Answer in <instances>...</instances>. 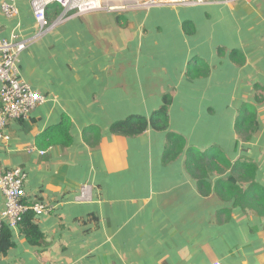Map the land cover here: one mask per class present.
Instances as JSON below:
<instances>
[{"label":"crops","instance_id":"0c3cea01","mask_svg":"<svg viewBox=\"0 0 264 264\" xmlns=\"http://www.w3.org/2000/svg\"><path fill=\"white\" fill-rule=\"evenodd\" d=\"M30 2L16 0L11 17L0 10V42L25 43L21 79L46 101L7 125L0 164L27 174V202L54 209L33 214L35 245L4 220L13 246L0 264H264L256 194L236 207L213 191L204 196L184 166L188 148L218 146L231 166L243 165L237 176L246 169L264 193V0L72 14L41 36ZM231 51L242 54V66L231 62ZM194 59L210 70L188 81ZM166 94L169 131L185 147L163 164L166 133L122 137L109 128L131 115L148 117ZM244 103L256 111L248 141L234 131ZM63 118L69 145L50 144L44 134ZM231 173L209 175L211 188ZM83 185L89 199L78 201Z\"/></svg>","mask_w":264,"mask_h":264},{"label":"trees","instance_id":"16d2710c","mask_svg":"<svg viewBox=\"0 0 264 264\" xmlns=\"http://www.w3.org/2000/svg\"><path fill=\"white\" fill-rule=\"evenodd\" d=\"M60 13V8L57 5H51L47 12L46 17L52 14L53 16ZM119 20V18H118ZM220 57L223 55L222 49L218 51ZM229 59L232 63L237 66H242L245 59L239 52L231 51L229 54ZM209 68L204 61L199 59H194L186 71V79L192 81L194 79H199L206 77L209 73ZM258 89V85L255 86ZM258 102V96L255 97ZM261 99H259V102ZM172 102V95L166 94L163 97L161 106L154 110L148 117L140 115H131L123 120H119L110 125V133L116 136L122 137H137L143 134L146 130L151 129L156 132L166 133V144L163 152L162 162L167 164L168 162L176 159L179 154L183 152L185 147V141L179 134L169 131V106ZM255 108L250 103H244L238 109L235 123L234 131L238 138L242 141L250 140V135L254 133L257 129V123L255 122ZM67 119L63 118L60 125L52 130H47L44 136L49 138L50 144H60L69 145V136L66 135ZM93 129L84 131L86 139L92 133ZM247 134V136H245ZM184 166L186 172L196 181L197 188L200 194L208 196L211 191L214 192L221 200H231L233 199V206L244 204L242 201L246 199L249 206L248 199H253L256 194L258 198V210H254L257 214L262 215L264 212V193L261 188L252 180L253 177H248V172L245 169V175L241 174L237 176V171L239 167L243 166L239 162L234 165H230V160L225 156L224 151L218 146H212L207 149L205 153H199L194 148H188L185 152ZM251 166V165H250ZM231 169L232 173L225 178L217 180L211 188V184L208 181V176L217 173L218 175L223 174L224 170ZM236 170V171H235ZM235 172V175H234ZM251 179V180H250ZM250 185L247 189L242 190L240 185L242 182H249ZM259 206L263 207L260 210ZM254 208V205L251 206ZM32 212H27L24 214L18 227L23 233L30 245H35V238H38L40 233L35 224H32ZM10 242V234L8 230L3 229L0 232V254H4L6 250L12 247Z\"/></svg>","mask_w":264,"mask_h":264},{"label":"built area","instance_id":"2783aa9c","mask_svg":"<svg viewBox=\"0 0 264 264\" xmlns=\"http://www.w3.org/2000/svg\"><path fill=\"white\" fill-rule=\"evenodd\" d=\"M234 1L236 0H31L30 5L38 25L36 35L41 36L72 14L82 15L95 11L120 13L148 10L156 6H198ZM51 5H57L60 13L53 21H48L46 12ZM0 10L7 17L16 15V0H0ZM24 49V42H0V143L9 140L5 129L11 121L26 120L31 111L46 101L45 96L33 91L21 79L18 55ZM43 153L44 151H40V154ZM26 178L27 174L21 168L4 169L0 164V194L4 203L3 209H0V231L4 220L9 222L10 227L15 228L27 212L41 215L54 209L43 202L29 203L25 200ZM89 192V186L83 185L77 200L87 201Z\"/></svg>","mask_w":264,"mask_h":264}]
</instances>
